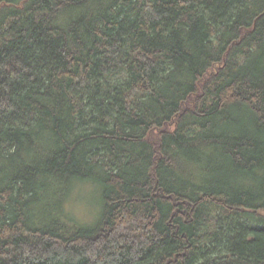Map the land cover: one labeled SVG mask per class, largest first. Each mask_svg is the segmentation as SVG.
<instances>
[{
  "label": "trees",
  "instance_id": "trees-1",
  "mask_svg": "<svg viewBox=\"0 0 264 264\" xmlns=\"http://www.w3.org/2000/svg\"><path fill=\"white\" fill-rule=\"evenodd\" d=\"M0 264H264V0H0Z\"/></svg>",
  "mask_w": 264,
  "mask_h": 264
},
{
  "label": "rangeland",
  "instance_id": "rangeland-1",
  "mask_svg": "<svg viewBox=\"0 0 264 264\" xmlns=\"http://www.w3.org/2000/svg\"><path fill=\"white\" fill-rule=\"evenodd\" d=\"M74 191L76 192H71V195L73 193V198L70 201L74 217L81 221H90V216L100 211V204L96 194L98 191L88 186Z\"/></svg>",
  "mask_w": 264,
  "mask_h": 264
}]
</instances>
